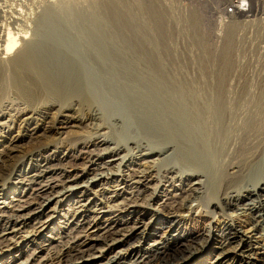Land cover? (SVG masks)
Segmentation results:
<instances>
[{
	"label": "bare ground",
	"instance_id": "obj_1",
	"mask_svg": "<svg viewBox=\"0 0 264 264\" xmlns=\"http://www.w3.org/2000/svg\"><path fill=\"white\" fill-rule=\"evenodd\" d=\"M127 11L85 13L78 33L45 13V42L0 26V192L24 158L34 162L25 188L56 168L43 150L58 155L78 138L116 145L85 184L12 200L25 216L0 217V264H206L211 237L224 240L217 260L264 264V69L253 88L231 68L227 39L220 55L188 64L189 80L160 54L164 22L153 29ZM48 193L33 215L26 207ZM200 209L211 221L193 231Z\"/></svg>",
	"mask_w": 264,
	"mask_h": 264
},
{
	"label": "rangeland",
	"instance_id": "obj_2",
	"mask_svg": "<svg viewBox=\"0 0 264 264\" xmlns=\"http://www.w3.org/2000/svg\"><path fill=\"white\" fill-rule=\"evenodd\" d=\"M207 1L210 2V0ZM208 2L204 0H0V26L6 29H14L13 31L15 32H21V30L24 29L23 32L28 33L31 39L45 42L46 40H53L52 36L44 34V32L51 27V21L45 19V16H42L45 13L51 12L59 17L60 21L66 19L70 25L72 24V29L75 32L80 29H82L80 30L82 32L85 30L84 24H89V18L85 13L89 14L90 12H96L100 9H111L116 7L118 10H128L127 12L130 13L135 20H139L140 23L150 24L153 29L156 28L154 24L159 21L162 23L164 22L165 24H162V30L165 44L160 50V54L170 60L179 62L177 68L181 69L183 74H186L183 75L184 77L192 81H195L197 68L189 67L190 63L201 57L220 55L223 52L227 39H231L232 43L228 49L233 58L232 65L234 66H231V68H233V71H237V74H247L250 82H252V87L257 88V84L255 83L258 81V77L264 69V14L261 16L263 19H259L260 16H256L251 18V20L233 19L227 24H222L219 23L217 19L219 14H215L214 11V9L217 8L216 4L212 3L210 5ZM209 7H214V9ZM259 10L264 13L261 4L259 5ZM66 14L68 16H66ZM57 17H52V23ZM84 18L87 19L85 20ZM79 21H85L86 23ZM74 26L77 29H75ZM2 34L3 33H1L0 36ZM152 37L158 40L156 35ZM253 72L257 73V78L254 76L255 74ZM242 81L243 80H241V83L244 84L245 81ZM193 84L196 85L195 83ZM115 131H110L112 132L109 134L111 138H117L118 131ZM61 138H64V136ZM88 142L89 139L86 138L74 139L68 142L67 149H61L62 151L58 155H54L48 150L40 152L39 156L41 158L51 159L52 163L54 161L55 163H59V165L29 188L23 187L22 181L25 176L34 173V162L30 161L29 158H24L19 168L5 181L4 191L0 192L10 197V199L4 197L0 198V217L17 214L15 217L20 216V218H18L19 220L21 217L25 216L23 212H12L13 208H17L13 204L16 203V201L12 202L14 198L20 199L22 201L21 204H23L37 189L41 191L42 189L46 190L45 188L53 186L54 192H61L65 185L85 184L84 182L93 178L97 173L104 171V169L99 170L98 167L93 166L92 162L100 158H103L104 161L109 160L108 154L114 151L116 145L109 143L93 146L89 144L86 146ZM62 143L63 142L59 141L56 145L62 146ZM154 157L155 156L152 158ZM114 163H118V161ZM75 170H79L82 176L80 174L81 177L74 178L73 172ZM129 172L130 171H128V173ZM68 178H71V180ZM174 184L178 185L177 182H174ZM94 189L97 190L98 188L95 187ZM51 194L52 193H48L42 196L38 204L32 203V205L26 208H29L33 215L38 214L41 206H43L42 204L47 203L46 199H48V197L51 198ZM51 207H54V203L51 204ZM227 213L235 215L232 211H228ZM210 221V218L203 210H196L195 215L191 217L189 229L200 231L206 227ZM214 222H216V220ZM239 222L242 224V232L249 230L250 227L246 225L244 220ZM223 241L224 240L221 238H210L209 246L205 251V253H208L207 255H204V253L201 256L206 264H214L217 263V261L223 264L229 263V257H231L230 255H232V253L217 260ZM93 245L95 249H92V251L89 252L90 254H96L97 249L101 247V244L98 242L93 243ZM234 246H236V243L232 242L228 249ZM252 258L254 264H260V262L257 261V255H252ZM107 262L108 259H101L92 264H107Z\"/></svg>",
	"mask_w": 264,
	"mask_h": 264
},
{
	"label": "built area",
	"instance_id": "obj_3",
	"mask_svg": "<svg viewBox=\"0 0 264 264\" xmlns=\"http://www.w3.org/2000/svg\"><path fill=\"white\" fill-rule=\"evenodd\" d=\"M208 2L207 0H204ZM210 5L212 3L216 4V7H210L214 9L215 14H219L217 19L219 23L227 24L233 19H243L251 20L256 16H260L264 13L260 12L259 5L264 9V0H210ZM218 10V11H217Z\"/></svg>",
	"mask_w": 264,
	"mask_h": 264
}]
</instances>
